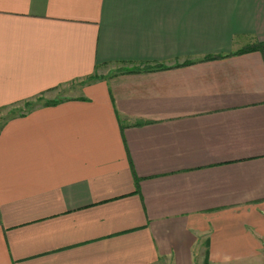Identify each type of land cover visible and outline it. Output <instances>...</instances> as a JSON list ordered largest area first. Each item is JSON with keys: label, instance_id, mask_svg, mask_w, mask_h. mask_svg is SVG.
Instances as JSON below:
<instances>
[{"label": "crops", "instance_id": "1", "mask_svg": "<svg viewBox=\"0 0 264 264\" xmlns=\"http://www.w3.org/2000/svg\"><path fill=\"white\" fill-rule=\"evenodd\" d=\"M258 43L264 0H0V264H264Z\"/></svg>", "mask_w": 264, "mask_h": 264}, {"label": "trees", "instance_id": "2", "mask_svg": "<svg viewBox=\"0 0 264 264\" xmlns=\"http://www.w3.org/2000/svg\"><path fill=\"white\" fill-rule=\"evenodd\" d=\"M255 49H264V43H258V44H253V45L244 47L240 50V52L250 51V50H255ZM161 67H164V66H161ZM141 70H143V69H140V70H128V69H126L124 71L125 72H135V71H141ZM204 264H208V260H206Z\"/></svg>", "mask_w": 264, "mask_h": 264}]
</instances>
